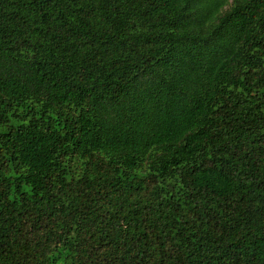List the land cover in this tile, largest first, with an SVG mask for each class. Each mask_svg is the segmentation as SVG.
<instances>
[{"label":"trees","instance_id":"trees-1","mask_svg":"<svg viewBox=\"0 0 264 264\" xmlns=\"http://www.w3.org/2000/svg\"><path fill=\"white\" fill-rule=\"evenodd\" d=\"M0 264H264V0H0Z\"/></svg>","mask_w":264,"mask_h":264}]
</instances>
